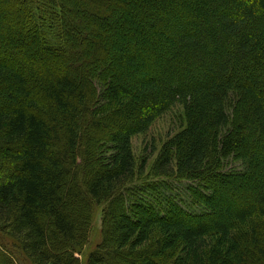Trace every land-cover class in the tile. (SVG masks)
<instances>
[{
    "label": "trees",
    "instance_id": "trees-1",
    "mask_svg": "<svg viewBox=\"0 0 264 264\" xmlns=\"http://www.w3.org/2000/svg\"><path fill=\"white\" fill-rule=\"evenodd\" d=\"M72 1L0 0V264H264V0ZM177 105L133 184V138Z\"/></svg>",
    "mask_w": 264,
    "mask_h": 264
},
{
    "label": "rangeland",
    "instance_id": "rangeland-1",
    "mask_svg": "<svg viewBox=\"0 0 264 264\" xmlns=\"http://www.w3.org/2000/svg\"><path fill=\"white\" fill-rule=\"evenodd\" d=\"M68 1L70 7H75L74 1ZM36 15L38 17L37 21L44 32L45 39L53 43L60 42V33L54 21L55 15L52 12H49L44 6L38 5L36 6ZM79 28L82 29V26ZM183 118V107L181 105H177L161 118L156 120L146 133L136 135L133 138L132 146L137 163V172L135 178L132 181L133 184H135V182L141 184L158 181L155 179L156 177L151 174V166L164 142L177 131H179L183 126H185ZM145 158H148V162L144 170H141L140 166ZM241 168L240 162L232 158L225 160V170H240ZM166 181V185L160 187V191L165 192L167 195L174 196L176 200H178L185 208L189 210L199 209L197 206L193 205L190 194L186 190L187 185L192 184V182L186 180L179 181L175 179H168ZM133 184L128 186L131 187ZM102 217L103 209L102 207H99L95 212L94 224L88 242L89 244L83 249V260L89 253H91V251H93V249H95L100 241ZM23 263L27 264L25 261Z\"/></svg>",
    "mask_w": 264,
    "mask_h": 264
}]
</instances>
